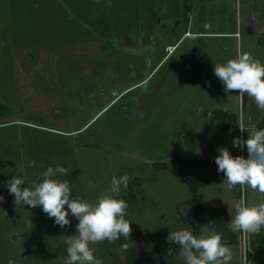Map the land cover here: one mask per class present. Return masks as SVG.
I'll return each instance as SVG.
<instances>
[{"label":"rangeland","instance_id":"rangeland-1","mask_svg":"<svg viewBox=\"0 0 264 264\" xmlns=\"http://www.w3.org/2000/svg\"><path fill=\"white\" fill-rule=\"evenodd\" d=\"M183 1L0 0V182L23 176L31 188L63 163L69 175L55 178L95 203L112 176L127 175L117 198L147 240L90 243L101 264L114 255L120 264H183L170 232L199 236L214 207H225L231 223L237 204L264 202L247 185L230 188L207 163L222 146L244 156L232 139L249 137L263 117L251 96L226 94L213 67L243 53L264 63V0H192L188 21ZM219 109L238 124L222 123ZM173 157L204 180L201 203L189 202L183 178L155 168ZM0 194V264H61L76 218L62 229L39 206L14 205L2 184ZM235 231L239 242L225 244L229 264H243V232ZM253 257L264 264V252Z\"/></svg>","mask_w":264,"mask_h":264},{"label":"clouds","instance_id":"clouds-1","mask_svg":"<svg viewBox=\"0 0 264 264\" xmlns=\"http://www.w3.org/2000/svg\"><path fill=\"white\" fill-rule=\"evenodd\" d=\"M213 72L226 94L232 90H237L238 94L246 93L259 109L264 110V63L243 53L226 63L216 64ZM232 146L246 147L247 157L233 156L227 146L219 147L214 158L217 172L223 174L230 188L247 185L264 193V128L255 130L246 139L234 137ZM58 173L69 175V168L63 163L55 168L46 167L38 179L33 180L31 188L23 187V176H11L0 184L14 196V205L39 206L62 229L70 225V216L76 218L75 231L64 235L62 241L66 255L61 258V264H101L93 254L94 249L89 247L90 243L104 240L111 243L121 236H130L132 223L125 219L127 201L117 198L122 188L127 189L129 177L112 176L110 187L97 197L95 203H89L72 194L67 179L55 178ZM3 199L0 194V201ZM212 223L202 225L199 236L187 228L168 234L167 241L179 245L183 264H229L232 252L222 243L221 234L209 227ZM230 227L245 233H258L264 227V202L237 204L231 214Z\"/></svg>","mask_w":264,"mask_h":264},{"label":"trees","instance_id":"trees-1","mask_svg":"<svg viewBox=\"0 0 264 264\" xmlns=\"http://www.w3.org/2000/svg\"><path fill=\"white\" fill-rule=\"evenodd\" d=\"M192 0H184L183 1V13L185 20H189V14L192 11L193 5L191 4ZM217 114L219 115L222 123L225 125L238 124L239 117L236 114H229L226 111L219 109ZM264 128V110L263 117L256 124V130ZM244 138V132H243ZM244 157H247L246 147L243 150ZM207 163L215 164L214 158H210L207 160ZM216 165V164H215ZM156 169H168L176 176H179L185 180V182L189 185L192 190L193 196L189 200L202 202L204 199V195L200 192V189L204 186V180L197 175L191 173L186 167L184 161L180 157H173L172 163L169 165L166 162H160L155 164ZM136 183H140L139 178L130 182V188H134ZM228 211L225 207H214L211 210V216L213 220V224L215 227V231L221 234L222 243L223 244H237L239 242V234L230 227V222L227 219ZM147 240L146 235L143 232L132 231L130 232V236L125 238L121 236L118 240L123 247L126 245L127 247L133 243H141ZM264 252V227L258 233H251L250 241H249V250L247 252L248 259L251 258L252 252ZM114 260L112 264H120V260L118 255H114Z\"/></svg>","mask_w":264,"mask_h":264},{"label":"built area","instance_id":"built-area-1","mask_svg":"<svg viewBox=\"0 0 264 264\" xmlns=\"http://www.w3.org/2000/svg\"><path fill=\"white\" fill-rule=\"evenodd\" d=\"M242 138H243V133H242ZM242 241H243V264H248V257H247V252L249 250V243H248V238H247V234L245 232L242 233Z\"/></svg>","mask_w":264,"mask_h":264},{"label":"crops","instance_id":"crops-1","mask_svg":"<svg viewBox=\"0 0 264 264\" xmlns=\"http://www.w3.org/2000/svg\"><path fill=\"white\" fill-rule=\"evenodd\" d=\"M191 13V12H190ZM231 224V223H230ZM254 263V257L253 258H251V259H249V261H248V264H253Z\"/></svg>","mask_w":264,"mask_h":264},{"label":"water","instance_id":"water-1","mask_svg":"<svg viewBox=\"0 0 264 264\" xmlns=\"http://www.w3.org/2000/svg\"><path fill=\"white\" fill-rule=\"evenodd\" d=\"M246 101V96H244V102Z\"/></svg>","mask_w":264,"mask_h":264}]
</instances>
